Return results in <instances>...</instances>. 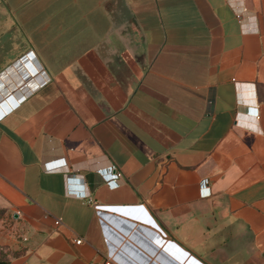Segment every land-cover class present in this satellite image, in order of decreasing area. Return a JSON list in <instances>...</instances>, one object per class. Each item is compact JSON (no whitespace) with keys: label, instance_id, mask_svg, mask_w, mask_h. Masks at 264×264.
Returning a JSON list of instances; mask_svg holds the SVG:
<instances>
[{"label":"crops","instance_id":"crops-1","mask_svg":"<svg viewBox=\"0 0 264 264\" xmlns=\"http://www.w3.org/2000/svg\"><path fill=\"white\" fill-rule=\"evenodd\" d=\"M4 106L0 264H264V0H0Z\"/></svg>","mask_w":264,"mask_h":264},{"label":"built area","instance_id":"built-area-1","mask_svg":"<svg viewBox=\"0 0 264 264\" xmlns=\"http://www.w3.org/2000/svg\"><path fill=\"white\" fill-rule=\"evenodd\" d=\"M238 16H240V14H238ZM113 170H114V168H113ZM97 173H99V172H97ZM120 177H121V175L118 172H115V170H114V172L112 173L111 176H108L106 178L104 177L105 179L103 178V180L106 183L112 182L113 184L118 185V181H119ZM71 181H73V178L71 176H68V178H67L68 185L70 184ZM69 192L74 193L76 196H79L80 199H82L83 201H85L87 203H90L94 206L97 205L96 200L93 198L92 195L88 194L84 190V187L82 185H81L80 189H76V190L69 189ZM54 223L59 224L60 220L55 219ZM76 242L78 243V242H80V240H76ZM102 264H114V262L112 260H110L109 258H106V260Z\"/></svg>","mask_w":264,"mask_h":264},{"label":"water","instance_id":"water-1","mask_svg":"<svg viewBox=\"0 0 264 264\" xmlns=\"http://www.w3.org/2000/svg\"><path fill=\"white\" fill-rule=\"evenodd\" d=\"M16 103H17V101H15V100H11V105H14V104H16ZM9 107H10V106H7L6 108H1V109H0V115H1L5 110H8ZM14 216L16 217V214H15Z\"/></svg>","mask_w":264,"mask_h":264},{"label":"trees","instance_id":"trees-1","mask_svg":"<svg viewBox=\"0 0 264 264\" xmlns=\"http://www.w3.org/2000/svg\"><path fill=\"white\" fill-rule=\"evenodd\" d=\"M3 215V210L0 209V217Z\"/></svg>","mask_w":264,"mask_h":264},{"label":"flooded vegetation","instance_id":"flooded-vegetation-1","mask_svg":"<svg viewBox=\"0 0 264 264\" xmlns=\"http://www.w3.org/2000/svg\"><path fill=\"white\" fill-rule=\"evenodd\" d=\"M29 1H31V0H29ZM42 2H46V1H48V0H41Z\"/></svg>","mask_w":264,"mask_h":264},{"label":"rangeland","instance_id":"rangeland-1","mask_svg":"<svg viewBox=\"0 0 264 264\" xmlns=\"http://www.w3.org/2000/svg\"><path fill=\"white\" fill-rule=\"evenodd\" d=\"M26 1H28V0H26ZM53 7H55V4H52V8H53Z\"/></svg>","mask_w":264,"mask_h":264},{"label":"bare ground","instance_id":"bare-ground-1","mask_svg":"<svg viewBox=\"0 0 264 264\" xmlns=\"http://www.w3.org/2000/svg\"><path fill=\"white\" fill-rule=\"evenodd\" d=\"M4 108H6V107L4 106Z\"/></svg>","mask_w":264,"mask_h":264}]
</instances>
